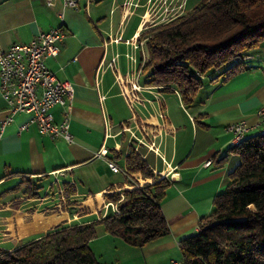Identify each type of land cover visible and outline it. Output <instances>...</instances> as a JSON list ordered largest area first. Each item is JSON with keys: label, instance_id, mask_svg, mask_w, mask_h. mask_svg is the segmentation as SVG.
I'll return each mask as SVG.
<instances>
[{"label": "crops", "instance_id": "obj_1", "mask_svg": "<svg viewBox=\"0 0 264 264\" xmlns=\"http://www.w3.org/2000/svg\"><path fill=\"white\" fill-rule=\"evenodd\" d=\"M61 2L54 0L53 6L48 7L46 0H0V50L13 44L29 43L40 32L60 28L64 38L57 44L59 53L48 58L46 65L58 81H68L72 85L74 94L69 113L71 142L41 135L34 125L19 131V126L28 120L26 115H16L14 122L0 132V192L11 188L22 178H31L40 186L46 182L48 185L43 188L45 194L42 198H24L27 203L39 201L30 204L29 208L34 210L19 217L25 224L32 222V216L37 212L45 218L51 215L63 218L48 230L19 235L18 217L15 219L12 212L20 211L3 208L1 215L8 223L7 234H2L3 238L0 236V247L7 251L55 227L81 225L91 221L86 218L92 217L99 220L97 202L93 203L97 209L92 210L83 205L84 201L97 194L103 196L111 187L125 184L121 174L111 172L107 161L117 152L126 150L128 133L114 138H105V133L109 126V133L116 135L120 124L127 122L117 113L114 107L116 100L121 99L129 109L119 93L114 73L106 65L118 53V73L125 75L127 62L124 54L128 49L122 42L116 44L114 40L120 36L122 40H128L141 32L145 24L143 9L149 2L90 0L87 3V0H78L77 9L62 8ZM197 2L181 0L180 12L191 11ZM59 13L63 14L62 18ZM132 21L133 30L126 26ZM121 48H124L123 52ZM247 54L250 56L248 62L229 79L224 80V75L218 73L201 80L202 85L188 107L192 114L171 92L161 91L167 121L159 120L155 113L144 119L146 123L149 118L156 120L155 127L163 133L161 151L166 161L177 167L161 204L170 233L141 248L142 257L150 264L178 263L173 260L180 254L179 242L192 236L199 221L210 214L214 197L239 162V157L229 151L232 134L227 127L246 120L253 128L245 137L264 131V126H254L257 122L255 113L264 106V43ZM137 56L140 59L138 51ZM100 96L104 97L103 101ZM7 109V103L0 95V126L8 115ZM51 112L55 121H62V107L55 106ZM102 149L107 151L105 156L99 155ZM207 160H212V164L204 168ZM157 162L161 166L157 171L163 170L162 162ZM118 175L122 178L117 179ZM65 184L74 190L73 195L65 197L58 193L59 188L66 189ZM47 195L42 211L41 205L45 201L42 199ZM12 199L4 198L0 205ZM19 199L23 200V197ZM46 212L52 214L45 215Z\"/></svg>", "mask_w": 264, "mask_h": 264}, {"label": "trees", "instance_id": "obj_2", "mask_svg": "<svg viewBox=\"0 0 264 264\" xmlns=\"http://www.w3.org/2000/svg\"><path fill=\"white\" fill-rule=\"evenodd\" d=\"M141 41L148 61L139 82L145 75L149 82L142 85L172 87L187 108L202 85L201 77L220 73L229 79L239 71L234 60L264 43V0H198L191 11L139 35ZM229 151L239 162L214 197L210 214L199 221L192 236L179 242L180 264H264V131L245 137ZM124 152L112 160L117 163L122 155L130 174L153 177L137 152L129 149L126 156ZM124 183L130 189L137 186L134 178ZM168 185L161 179L106 194L107 201L119 202L118 215L100 210L99 220L55 227L11 251L0 247V264H107L89 247L97 225L131 247L141 249L159 241L170 233L161 211ZM42 189L31 178H22L0 192V201L15 195L40 199ZM74 193L69 187L63 190L65 197Z\"/></svg>", "mask_w": 264, "mask_h": 264}, {"label": "built area", "instance_id": "obj_3", "mask_svg": "<svg viewBox=\"0 0 264 264\" xmlns=\"http://www.w3.org/2000/svg\"><path fill=\"white\" fill-rule=\"evenodd\" d=\"M89 1L87 0V3ZM46 3L48 7H52L54 0H46ZM61 5L62 8L77 9L78 0H62ZM59 17L62 18L63 14L59 13ZM136 37L137 35L128 40H122L120 36V38L114 40L116 44L122 42L124 45H131L124 54L127 62L125 75L118 73V53H115L106 65V68L112 70L115 75L119 93L130 111L131 118L129 122L120 124V130L116 135L109 133V126H107L105 138H114L128 133L124 155L128 154L129 149H133L140 155L141 160L148 165L154 179H165L171 182V177L176 172L177 167L171 166V163L166 161L160 148L162 141L158 142L157 140L156 142L155 140L157 137L162 136L161 132L158 131L155 135V132H152L144 119L146 116L155 113L163 121H167L168 118L163 112L164 99L161 91L168 89L178 98L179 94L172 87L145 86L139 82L142 69L148 61V55L144 48V41L138 42ZM63 38L64 35L60 28H52L47 32L38 33L29 43L13 44L7 49L0 50V95L8 106V115L0 126V132L7 124L14 122L16 115H26L28 120L19 126V131L26 130L30 125H34L41 135L52 139L61 138L68 143L72 141L69 131V113L74 98L72 85L68 81H58L55 74L46 65L48 58L55 57L59 53L57 44ZM109 42H111V38H109ZM137 51L140 54V59L137 56ZM249 59L250 56L241 57L234 60L233 64H242ZM100 100L103 101L104 97L100 96ZM55 106L64 109L61 122L55 121L51 112ZM255 116L257 122L254 126H264V106L256 111ZM251 128L253 127L246 120L229 125L227 131L232 134L231 147L239 145ZM142 149H145V152ZM150 153L153 154L156 160L162 162L163 170L157 171L155 166H151L147 162V155ZM106 154V149L99 152L101 156ZM211 164L212 160H207L203 167L208 168ZM107 165L114 174H121L129 179L136 178L135 175L128 172L124 162L122 166H119L114 160L110 159L107 161ZM58 193L62 195L63 190L59 188ZM112 193L113 190L108 191L106 194L112 195ZM117 193L120 194V188L117 189ZM118 203L104 201L102 203L103 214L105 215L110 210L112 214L118 215Z\"/></svg>", "mask_w": 264, "mask_h": 264}, {"label": "rangeland", "instance_id": "obj_4", "mask_svg": "<svg viewBox=\"0 0 264 264\" xmlns=\"http://www.w3.org/2000/svg\"><path fill=\"white\" fill-rule=\"evenodd\" d=\"M180 1L181 0H148L149 4L147 7H145L143 9V13L144 15L148 12L149 13V19L147 22H145L144 24V27L143 29L141 30V32L138 34V36L136 37V39L139 37V35H142L144 32H147L148 30H150V27L151 26H159V25H162L164 22H167L169 20H173L174 18L178 17V16H182V12H180L182 9L181 7L179 8L180 6ZM183 1V0H182ZM128 4V3H127ZM127 4H126V7H127ZM124 9V8H123ZM122 9V10H123ZM124 11V10H123ZM134 12V10L132 11ZM142 13V14H143ZM143 20H144V17L142 16ZM141 19V18H140ZM134 20V19H133ZM128 27V29H131L133 30L134 28V25H133V21L130 22V24L127 23L126 25ZM128 34H131V31L128 33ZM127 36V34H126ZM135 39V40H136ZM138 40V39H137ZM124 46H126V48L129 50L130 48V44H125ZM124 51V48L122 49L121 48V52ZM125 53V52H124ZM249 57V55H244V57ZM245 62H248L247 60H245ZM245 64H238V65H235V68H242L244 67ZM149 79L147 77H145V75H143L140 79L141 83H147L149 82L148 81ZM171 94H173L174 98H176L177 96H175V94L172 92ZM178 98V97H177ZM176 98V99H177ZM180 99V98H178ZM177 99V101L179 102V100ZM113 103H115V100L112 101ZM173 102V101H172ZM115 106V109L117 111V113L121 114V117H123V121H128L129 122V118L131 116V114L129 113V111L127 110V108L125 107L123 101H121V99H117L116 100V103L114 104ZM152 105V104H151ZM153 107V106H152ZM186 111L189 112L190 114H192V111L190 108H186ZM154 112V111H153ZM156 117L161 120L162 118L159 117L158 115H156ZM155 117V118H156ZM150 122V120H149ZM156 122V121H155ZM155 122H151L148 123L150 124V127L152 129V132H155V135L158 131V128L155 127L157 124H153L152 123H155ZM156 130V131H155ZM163 133H161L162 135ZM161 137H157L155 140L157 142H160L161 140ZM151 138V137H150ZM162 145V143H161ZM143 152H145V149H142ZM163 153V152H162ZM164 155V154H163ZM165 157V156H164ZM158 160H156L152 154H149L147 155V162L151 165V166H155L156 169H161V166H160V163L157 162ZM124 162V159H123V156L121 155L117 161V164L119 166H122ZM136 176V178L134 177V180H136L137 182V186L131 188V189H134V188H142L144 187L146 184H141L140 180L142 179L140 177V175L138 174H134ZM121 175H118L116 176L117 179H120ZM122 178V177H121ZM123 178L125 180H129V178L127 177H124ZM144 181H149V182H152L153 181H156L157 179H154L153 177L152 178H148V179H142ZM147 182L148 184H151ZM48 184H46L45 182V185L43 186V188H46ZM121 185H126V184H121ZM123 186V187H124ZM122 187V188H123ZM131 187V186H130ZM125 188V187H124ZM131 189H121L120 188V192L122 190H131ZM44 189H42L40 191V196L41 198L43 197V195L45 194V192H43ZM51 193V191H50ZM49 193V194H50ZM113 194H118L117 193V189L113 190ZM20 195H15L14 199L6 202L5 204L3 205H0V236L1 238H3V235L2 234H7L5 229H6V224L8 223V221H6L3 216L1 215V210H3V208H16L18 209L20 212L18 213H13L15 216V219L17 217H19L22 213L24 212H30L31 210H34L33 208H29L30 204H35V203H38L39 200H36L34 201L33 203H27V201H25L24 197H23V200L19 199ZM103 198V201L102 203L105 201H107L104 197V195L102 196ZM44 204L41 205V210L44 211V208L43 206L46 205V200H48V195L47 196H44ZM19 202V203H17ZM68 203V202H67ZM98 204V203H97ZM67 206H69L67 204ZM103 204H100L98 205L97 207L99 208V211L101 210L102 213L104 212L103 211V208H102ZM96 205H95V209L97 208ZM46 209V208H45ZM70 209V208H68ZM67 209V210H68ZM71 211L73 209H70ZM76 210V209H75ZM52 212H55V211H52ZM52 212H46L45 215H49V214H52ZM74 212V211H72ZM97 213L99 214V212L97 211ZM101 213V214H102ZM109 213V212H108ZM100 215V214H99ZM71 217V216H70ZM86 219H89L91 221H93V219H97V217H92V218H86ZM85 221V220H84ZM71 222V221H70ZM74 222H78V221H74ZM73 222V223H74ZM9 223H11V221H9ZM72 223V222H71ZM63 226V225H62ZM12 228V227H11ZM95 231H96V236L89 242V247L90 249L93 251V253L95 254V256L97 257V259L100 261V262H104V263H107V264H150L148 263V261L146 259H144L142 257V252H141V249L140 248H136V247H131L129 245H127L125 242H123L120 238H117V237H112L108 234H106L105 230H104V227L102 225H97L95 227ZM122 242V243H121ZM117 261V262H116ZM173 262H178V264L182 263V255L181 253L178 254V258H174Z\"/></svg>", "mask_w": 264, "mask_h": 264}, {"label": "bare ground", "instance_id": "obj_5", "mask_svg": "<svg viewBox=\"0 0 264 264\" xmlns=\"http://www.w3.org/2000/svg\"><path fill=\"white\" fill-rule=\"evenodd\" d=\"M144 17V21L147 22L148 19H149V13L147 12L145 15H143ZM141 31V29H140ZM138 36V35H137ZM150 120V122H149ZM156 120L154 118H149L147 120L148 123H151V122H155ZM157 122H155L154 124H156ZM141 184H145L149 181H144V180H140ZM126 187V186H124ZM123 187V188H124ZM125 189V188H124ZM126 189H130V187H126ZM102 201H103V198H102V195L101 194H97L95 195L94 197H88L83 205L84 206H89L92 208V210H96L93 203L94 202H97L98 205L102 204ZM66 218V214L64 215ZM63 218L62 217H56L55 215H51L50 217L48 218H45L43 216V214L41 213H34L33 216H32V222L28 223V224H25L22 220L21 217H18L17 218V224H18V231H19V235H24V234H30V233H33V232H36V231H39V230H44V229H47L49 228L50 226L52 227V225L54 224H58ZM12 226L10 225V228ZM48 230V229H47Z\"/></svg>", "mask_w": 264, "mask_h": 264}]
</instances>
